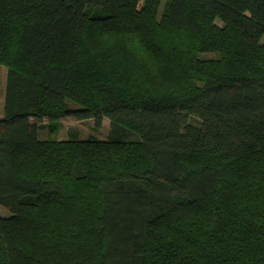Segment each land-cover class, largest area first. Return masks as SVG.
<instances>
[{
	"label": "trees",
	"instance_id": "16d2710c",
	"mask_svg": "<svg viewBox=\"0 0 264 264\" xmlns=\"http://www.w3.org/2000/svg\"><path fill=\"white\" fill-rule=\"evenodd\" d=\"M0 65V264H264V0H0Z\"/></svg>",
	"mask_w": 264,
	"mask_h": 264
},
{
	"label": "rangeland",
	"instance_id": "374dc122",
	"mask_svg": "<svg viewBox=\"0 0 264 264\" xmlns=\"http://www.w3.org/2000/svg\"><path fill=\"white\" fill-rule=\"evenodd\" d=\"M165 0H163L164 2ZM6 75L7 68L4 65H0V118L4 113V95L6 87ZM41 128L39 131L40 138L44 139L51 136V130L47 127V120L44 119L41 122ZM57 130V129H56ZM110 134V126L107 119L103 120L100 127L95 126V123L91 119H75L73 117H66L60 120L58 130L52 135L57 139H65L71 135H77L79 138L85 139L88 137H97L99 139H107ZM9 211L0 205V216H9Z\"/></svg>",
	"mask_w": 264,
	"mask_h": 264
}]
</instances>
